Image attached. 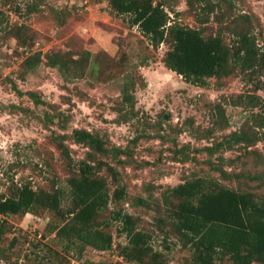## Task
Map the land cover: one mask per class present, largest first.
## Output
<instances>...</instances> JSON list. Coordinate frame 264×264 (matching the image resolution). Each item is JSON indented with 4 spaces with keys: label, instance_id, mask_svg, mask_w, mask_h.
Returning a JSON list of instances; mask_svg holds the SVG:
<instances>
[{
    "label": "rangeland",
    "instance_id": "rangeland-1",
    "mask_svg": "<svg viewBox=\"0 0 264 264\" xmlns=\"http://www.w3.org/2000/svg\"><path fill=\"white\" fill-rule=\"evenodd\" d=\"M163 1L175 21L205 35L221 33L230 44L244 31L264 50V0ZM207 2L215 6L211 13L204 10ZM0 11L12 26H28L26 43L13 36L19 33L15 28L0 26V194L10 196L26 182L36 189L59 187L66 208L70 173L55 138L65 135L72 157L84 159L89 148L74 140L75 128L127 149L123 164L98 155L118 167L127 191L123 206L111 202L97 218L114 235L111 250L86 247L81 253L66 246L52 230L59 217L48 210L0 215V264H135L120 254L127 239L113 219L116 208L135 215L154 249L164 253V264H195L189 247L166 226L168 187L205 178L264 197L263 69L237 67L206 86L188 83L165 66L169 45L154 48L109 0H0ZM196 13L207 22L201 24ZM57 51L69 70L50 66L45 56L35 70H24L29 54ZM126 81L135 82L136 114L120 121ZM233 132L246 140L231 146ZM221 142L213 154L207 151ZM101 174L113 190L112 178L105 170Z\"/></svg>",
    "mask_w": 264,
    "mask_h": 264
},
{
    "label": "trees",
    "instance_id": "trees-1",
    "mask_svg": "<svg viewBox=\"0 0 264 264\" xmlns=\"http://www.w3.org/2000/svg\"><path fill=\"white\" fill-rule=\"evenodd\" d=\"M198 1L204 3L206 0ZM109 4L117 14L128 15L130 23L139 28L154 48L167 43L169 47L163 56L165 66L188 83L206 86L209 79L230 76L237 67L264 70V50L261 51L255 39L244 31L238 32L236 40L230 44L221 33L205 35L200 28L173 20L163 0H109ZM206 4L208 8L204 10L207 13L214 11L215 6L211 2ZM189 6L194 9L195 4L189 1ZM196 14L201 24L207 22L202 13ZM5 22V13L0 11L1 28H15L19 33L13 36L22 43L28 42L27 36H24L27 25L14 27L7 22L4 27ZM44 56L50 66L69 70L68 62L60 57L61 52L58 51L45 55L41 52L29 54L24 60V70H35ZM134 86V81H126L121 86L120 121L136 114ZM29 93L37 103H45L37 92ZM72 137L76 142L85 144L89 151L84 159L76 161L63 141L65 135L55 138L70 173L68 206L63 208L64 192L61 188L36 189L26 182L10 196L0 194V215L38 214L40 210H48L59 217L60 223L52 230L66 246L81 253L86 247L108 251L114 246V235L109 225L101 227L97 218L111 202L115 206H123L127 198L120 171L115 165L125 163L126 159L122 156L127 149L111 145L100 133L84 128H75ZM231 139L233 141L230 140L229 144L233 146L245 141L246 137L233 132ZM222 144L206 149L213 154ZM98 155L111 157L116 163L106 162ZM102 170L112 178L113 190L107 177L101 174ZM165 199L169 208L166 226L189 247L195 264H225V260L230 264H264V197H259L252 189H235L197 178L168 187ZM139 201L148 204L142 197ZM113 219L122 224L121 233L127 239L120 246L121 255L135 264H164V253L154 249L150 233L138 227L135 215L116 208Z\"/></svg>",
    "mask_w": 264,
    "mask_h": 264
}]
</instances>
